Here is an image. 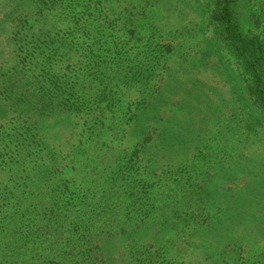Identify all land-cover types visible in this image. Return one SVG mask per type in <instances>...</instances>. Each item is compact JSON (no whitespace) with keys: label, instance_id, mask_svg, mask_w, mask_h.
<instances>
[{"label":"trees","instance_id":"1","mask_svg":"<svg viewBox=\"0 0 264 264\" xmlns=\"http://www.w3.org/2000/svg\"><path fill=\"white\" fill-rule=\"evenodd\" d=\"M39 1L44 25H20L0 67V264H264V242L213 228L212 161L158 112L170 49L152 34L138 45L149 1L135 15L137 0ZM237 1L216 0L209 20L262 115L264 41L242 33Z\"/></svg>","mask_w":264,"mask_h":264},{"label":"rangeland","instance_id":"2","mask_svg":"<svg viewBox=\"0 0 264 264\" xmlns=\"http://www.w3.org/2000/svg\"><path fill=\"white\" fill-rule=\"evenodd\" d=\"M148 1L147 15L136 23L137 31L144 29L137 37L138 45L142 46L141 37L152 34L155 43L170 49L168 56L160 55L170 73L157 108L163 117H172L174 132L182 133L175 138L176 144L188 146L189 156L203 151L212 161L208 172L214 179L205 191V200L213 210L221 206L212 219L213 228L229 232L236 224L240 236L255 245V238L264 242V114L239 94L245 76L220 28L209 20L216 0ZM133 5L126 15L142 13L143 1H133ZM42 7L39 0H0V67L14 63V33L20 25L29 33L44 25ZM233 12L244 35H258L264 41V0H238ZM140 130L142 127L138 133ZM139 138L131 136L121 146L128 148ZM178 153L181 156L182 150ZM233 189L235 194L230 196L228 190ZM231 207L249 213L253 217L249 224H253L245 229L237 224L248 221Z\"/></svg>","mask_w":264,"mask_h":264}]
</instances>
